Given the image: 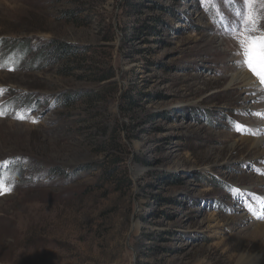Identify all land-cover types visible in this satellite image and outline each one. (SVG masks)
<instances>
[{"label":"rangeland","instance_id":"1","mask_svg":"<svg viewBox=\"0 0 264 264\" xmlns=\"http://www.w3.org/2000/svg\"><path fill=\"white\" fill-rule=\"evenodd\" d=\"M250 7L264 31V0H0V264L264 251L229 219L264 217V158L241 140L264 138L234 31ZM231 65L258 91L229 87Z\"/></svg>","mask_w":264,"mask_h":264},{"label":"bare ground","instance_id":"2","mask_svg":"<svg viewBox=\"0 0 264 264\" xmlns=\"http://www.w3.org/2000/svg\"><path fill=\"white\" fill-rule=\"evenodd\" d=\"M256 56V54H255ZM258 59V58H257ZM229 75H228V86L234 87V86H240L244 89V91L247 93L248 91H251V89H254L255 91H258L256 79L250 76L248 72L241 69L239 66L235 67V65H231L228 69ZM261 91V90H260ZM260 96L251 94L250 96H246L247 98L257 99V97ZM264 100V99H263ZM241 140L250 142V147L252 148V152L257 154V156H261V158H264V138L263 137H242ZM256 180L260 183V185L264 186V177L258 176L256 177ZM263 182V183H262ZM264 195V193H263ZM255 204L257 206H261V210L264 213V201H258L257 198H254ZM260 209L258 211H260ZM245 210V209H243ZM242 210V212H243ZM245 213L239 214L238 217H232L230 216L229 219L232 221V223H235L237 221L242 222V225H245V228L248 229L249 233L253 236H263L264 238V220H261L260 217H254L253 219L248 220L244 217ZM249 218V217H248ZM247 221V223H246ZM264 244V243H263ZM252 245H247L246 247L238 250L235 253L236 259L235 264H264V251L257 250L254 251Z\"/></svg>","mask_w":264,"mask_h":264},{"label":"snow or ice","instance_id":"3","mask_svg":"<svg viewBox=\"0 0 264 264\" xmlns=\"http://www.w3.org/2000/svg\"><path fill=\"white\" fill-rule=\"evenodd\" d=\"M256 2L257 0H244V3L249 6L254 5ZM234 31L240 37V44L244 47L245 66L258 79L259 84L264 86V56L259 59L255 56L257 51L264 52V31H261L260 17L254 9L249 8L248 14L240 20L239 29ZM257 32L260 34L253 35V33ZM0 115H3V113H0ZM17 118L24 119L25 117L19 116ZM32 122L36 123L35 120ZM5 190V185L0 182V194H3ZM261 219H264V217H261Z\"/></svg>","mask_w":264,"mask_h":264},{"label":"trees","instance_id":"4","mask_svg":"<svg viewBox=\"0 0 264 264\" xmlns=\"http://www.w3.org/2000/svg\"><path fill=\"white\" fill-rule=\"evenodd\" d=\"M52 48L55 52H57L60 55H64L65 53H70V52L76 51V48H74L73 46H69L63 42L53 44ZM108 75H106V76H108ZM103 77H105V76H103ZM172 179H174V178L172 177Z\"/></svg>","mask_w":264,"mask_h":264}]
</instances>
